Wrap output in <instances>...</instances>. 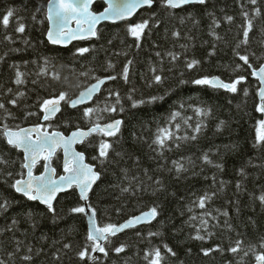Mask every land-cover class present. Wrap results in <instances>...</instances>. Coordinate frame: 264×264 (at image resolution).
Returning a JSON list of instances; mask_svg holds the SVG:
<instances>
[{
    "label": "trees",
    "instance_id": "obj_1",
    "mask_svg": "<svg viewBox=\"0 0 264 264\" xmlns=\"http://www.w3.org/2000/svg\"><path fill=\"white\" fill-rule=\"evenodd\" d=\"M48 1L0 0V20L7 11H13L7 28L0 22V103L12 113L11 118H6L4 110H0V129L4 123L13 129L17 125L43 124L45 129L68 134L77 128H89L97 122V117H101L100 124L122 119L123 125L116 137L94 134L78 147L101 173L89 205L96 211L99 226L118 225L153 206L158 207L159 215L151 225L111 237V242L104 244L109 253L107 257L91 253L86 215L70 211L84 206L77 190L73 188L58 198L55 213L16 193L10 185L21 178L20 173L26 176V169L21 168L23 153L11 148L0 133V204L8 201L7 210L0 209V260L5 264H148L145 253L159 248L164 256L163 264H255L251 251L244 256L243 251L231 253L228 249L239 239L245 251L254 247L257 252H264L259 246L264 238V206L257 199L264 192V147H253L257 120L263 119V114L256 111L260 84L251 75L252 69L235 55L236 52L248 55L253 68L264 65V0H257L256 5L249 0H208L204 6H186L174 11L161 7L160 0H155L154 7L142 10L133 20L104 24L96 39L75 43L69 48L56 47L47 41ZM241 5L253 17L254 27L247 45L240 43L244 24ZM104 8L105 4L100 2L94 11ZM257 8L259 16L254 15ZM227 16L234 18L231 23L225 19ZM213 19L219 27L213 25ZM144 20L149 24L137 47L127 26ZM18 24L25 25L23 33L15 31ZM173 32H179L180 37H174ZM6 36L11 40L5 39ZM80 47L89 51L80 55L77 52ZM170 52L178 58L173 60L168 55ZM192 59L200 63L189 70L186 62ZM129 60L132 64L126 83L118 74ZM110 63L115 65L114 69L108 68ZM13 65L25 73L23 85L14 83ZM237 65L241 66L239 70ZM152 68L163 76V83L153 82ZM109 75H117V79L109 81L92 104L71 109L62 101L61 113L43 122L40 103L44 99L56 98L61 92L73 99L95 82L93 77ZM241 75L245 81L238 85L236 93L191 83L205 76L231 82ZM180 80L189 83L181 85ZM109 91L120 94V104H116L114 95L109 96ZM19 92L25 95L19 97ZM129 95L137 101H147L151 96L164 99L132 108ZM10 99H17L15 107L8 103ZM108 105H114L117 112H97L91 120L83 116L87 107L102 109ZM121 105L122 113L119 112ZM195 108L210 109L211 114L198 116ZM173 111L180 112V116L170 121ZM188 117L191 120L185 124ZM198 122L202 129L196 140L170 141L171 150L166 148L163 156L159 155V149L153 144L158 128H169L176 136H191ZM176 124L180 125L178 132ZM101 139L113 144L109 159L103 164L99 159L93 160V156H98L97 145ZM117 152L121 155L117 156ZM204 154L213 164L222 165L223 170L205 164ZM174 160L182 163L187 171L177 174ZM43 164L44 161L36 165V175L44 171ZM53 166L58 175L64 174L61 152L53 159ZM241 169L244 175L240 174ZM157 179L161 185L155 183ZM125 187L129 188L128 192L121 191ZM205 192L215 195L202 210L192 202ZM189 207L193 208L192 212ZM204 211L211 212L216 219L204 217L213 235L201 232L205 240L199 241L192 237L200 227ZM225 211L227 217L221 215ZM193 215L197 216L196 220L191 219ZM13 219L17 224H12ZM150 232L158 235L150 236ZM65 244L70 247L65 248ZM120 245L125 246V251L117 254L114 248ZM164 245L176 255L169 254ZM86 246L95 260L79 259L78 252ZM217 246L223 251L203 255L202 249ZM9 253H13L11 259ZM24 255H30L32 260H22Z\"/></svg>",
    "mask_w": 264,
    "mask_h": 264
},
{
    "label": "snow or ice",
    "instance_id": "obj_2",
    "mask_svg": "<svg viewBox=\"0 0 264 264\" xmlns=\"http://www.w3.org/2000/svg\"><path fill=\"white\" fill-rule=\"evenodd\" d=\"M96 0H49L47 4V19L52 25V27L47 31V41L53 45H66L73 40H87L93 37H97V25L101 21H112L113 23L118 21H124L130 19L136 12L143 8H152L155 0H102V3L107 5L102 12L97 13L93 10L92 5ZM252 5L257 4V0H249ZM208 3V0H160L161 7L169 10L182 9L185 6H195L200 5L204 6ZM39 10V9H38ZM211 15V13H209ZM241 15L244 19L243 28V40L241 44L247 45L249 42V33L253 30V17L249 15L247 11L243 10V5H241ZM255 16L260 15V9H255ZM13 16V11L9 10L2 17L3 26L7 28L10 23V18ZM35 18V17H34ZM191 18V14H189ZM229 23L233 21L232 16H227L225 18ZM75 23L76 27H71V23ZM183 22V19L181 20ZM213 25L219 27V24L215 19L212 21ZM149 21L144 20L140 23L130 24L127 26L128 33L135 38L137 41V47H140L139 41L144 35L145 29L148 27ZM16 32L23 33L25 31V25L18 24L15 29ZM215 35V33H212ZM174 37L179 38V32H173ZM217 39H220L219 36H216ZM5 39L11 40V37L6 36ZM184 47V45H181ZM215 47V46H213ZM239 47V45H237ZM89 51L86 47H80L77 49V52L80 55H83ZM212 53H209L211 55ZM160 53H157L159 56ZM173 60H176L178 57L175 53H168ZM235 55L238 56L240 61H243L244 65H247L249 69H252L251 75L258 80L260 84L259 91L257 95L259 96V104L256 107L258 113L264 114V65L260 66L258 69L253 68V65L249 62L248 55H242L239 52H236ZM47 63V61H45ZM200 63L199 60L192 59L186 62V67L191 70L194 69ZM132 64V61L129 60L127 64L123 67L122 71L118 74L126 83L129 80V65ZM16 68L14 83L17 86L23 85L25 83L24 76L25 73L19 70V66L13 65ZM115 65L109 64V69H114ZM241 66L237 65V70ZM153 73V82L155 84L163 83V76L156 73V69H151ZM162 71V70H161ZM86 75V74H85ZM55 78V77H54ZM95 83L91 84L86 90L80 92L79 96L76 99H70L67 97V94L61 92L58 97L44 99L40 103V111L43 113V120L50 121L52 120L57 113L61 111V102L67 103L70 107L76 108L78 105L85 104L86 102L92 100V98L101 91V88L107 81H114L117 79V75H109L106 78L93 77ZM245 81L244 76H238L236 79L231 82H224L217 76L212 77H201L191 81L192 84L200 86H209L213 89H223L229 93H236L238 91V85ZM35 83V81H34ZM189 83L186 80H180V84ZM151 86V85H149ZM12 89H8V92H11ZM24 92H19L18 96L23 97ZM115 96L116 104H120L121 98L118 92L109 91V96ZM244 95H248V90H244ZM128 100L131 101L132 108H137L144 104H152L159 100H163L164 97L160 96H151L147 101L141 99L139 101L134 100L131 95H129ZM9 104L14 107L17 105V99H10ZM181 108L184 107L183 104L180 105ZM0 110H4L6 113V118H11L12 113L6 109L4 103H0ZM194 111L198 116H206L211 114V110H205L202 108H195ZM97 112H117V108L114 105H108L102 109L98 107H87L83 110V116L86 119L91 120L93 115ZM119 112H124V108L121 105ZM29 115H34V113H29ZM180 116V112L173 111L170 114V121H175L177 117ZM101 117H97V122L90 126L86 131L80 128L71 132L70 135L65 136L59 131H53L49 133L44 129L43 125H37L32 128H22L19 125L15 129L9 127L7 123L3 124L0 133H2L3 138L6 143L13 149L23 153V163L21 164L22 169H26V178L24 173H20V179H16L10 186L15 190L16 193L25 197L28 201H38L40 204L46 206L47 210L51 213H55L53 202L56 200L57 195L62 192L69 191L71 189H76L78 191L79 199L84 201L87 204L89 200V193L93 189V185L100 180L101 173L95 170L94 165L85 163V154L83 152L76 151L73 148L75 144H82L93 134L102 136V137H116L120 131L123 124V120L114 119L110 123L101 125L98 121ZM188 120H191V117H188L184 120V123L187 124ZM223 123V122H221ZM176 131L180 130V125L176 124ZM202 129V124L197 123L193 128L195 134L188 136H176L169 128H158V133L153 140V144L159 149V155L163 156V150L168 149V143L170 141L178 140H196L197 134L200 133ZM219 130V129H218ZM255 143L253 147H264V119L257 120L255 128ZM176 147H179V144H176ZM62 149L63 151V175H60L59 178L56 177V168L52 167V160L56 156L57 150ZM113 150V144L108 140L101 139L97 145L98 156H93V160L99 159L100 163L103 164L109 159L110 151ZM117 156L121 153L117 152ZM44 161L43 168L44 172L37 176L34 175V168L41 161ZM202 160L205 164L212 165L217 169L223 170V166L220 164H213V161L209 158L207 154H204ZM175 171L177 174L187 171L182 163L177 161H172ZM126 174V173H125ZM147 174V172H145ZM240 174L244 175V170H240ZM11 176V173H8ZM178 178V177H177ZM151 179V177H150ZM215 180V176L212 178ZM157 185H161L162 182L157 179L155 181ZM221 181V185H223ZM237 190L241 188L240 183L236 184ZM122 192H128L129 188L125 187L121 189ZM212 195H215L213 193ZM212 195L205 192L203 195L197 197L192 203L194 206L199 209H206V205L211 201ZM257 199L260 204L264 206V192H262ZM8 201L5 200L4 203L0 204V209L7 210ZM90 215L88 216V232L87 240L91 242L90 251L91 253H102L105 257L108 256V250H106L104 244L110 243L111 237H115L118 233L123 232L125 229L133 228L138 224L150 223L155 220L159 215L158 207L153 206L148 211L142 212L140 215L132 217L125 221L122 224H105L103 226H98L96 222V211L91 208V205H87ZM189 212L193 211L192 207H189ZM72 213L76 214H86L85 206H76L70 209ZM219 211V210H217ZM31 215V213H29ZM221 215L227 217L228 213L221 212ZM204 217H216L212 216L211 212L204 211L200 218V227L196 228V235L192 237L195 240L204 241L205 236L201 232H208V235L211 236L213 233L208 231L207 225L208 220ZM192 220H196L197 216L193 215ZM227 223V222H226ZM12 224H17V221L13 219ZM11 230V229H9ZM150 236L158 235V233H149ZM243 241L236 240L234 246H231L228 251L231 253H240L243 251L244 256L249 254V251L252 252L255 258V264H264V252H257L254 247H250L249 250L245 251L242 248ZM19 245V241H17ZM260 248L264 249V238L260 243ZM65 248L70 247V245L65 244ZM166 251L175 256L176 253L164 245ZM16 251L19 252L20 248L17 247ZM31 252V248L28 249ZM115 253L120 254L125 251V246L120 245L119 247L114 248ZM203 255L208 256L212 251H223L219 246L214 249H202ZM9 259H11L13 253H9ZM79 259L84 261L86 259H93L95 257L90 256L89 247H85L83 250L78 252ZM144 258L148 261V264H163L164 256L161 253L159 248H154L150 252H146ZM24 261H31L32 257L30 255H24L21 257ZM59 259V257H57ZM0 264H5L4 260H0Z\"/></svg>",
    "mask_w": 264,
    "mask_h": 264
},
{
    "label": "water",
    "instance_id": "obj_3",
    "mask_svg": "<svg viewBox=\"0 0 264 264\" xmlns=\"http://www.w3.org/2000/svg\"><path fill=\"white\" fill-rule=\"evenodd\" d=\"M49 2V1H48ZM102 3V0H96V2L92 5V8H93V10H94V6L97 4V3ZM107 5H105V7H106ZM155 6V3H154V5H153V7ZM186 7V6H185ZM144 9H148L147 7H143V8H141V9H139L137 12H136V14L135 15H133L130 19H128V20H124V21H131V20H133L142 10H144ZM103 11V10H102ZM102 11H100V12H102ZM97 13H99V12H97ZM48 20V19H47ZM121 22H123V21H118V22H115V23H113L112 21H108V20H106V21H101L98 25H97V32L99 31V29L104 25V24H118V23H121ZM48 23H49V29L52 27V25L50 24V22L48 21ZM71 27H76V25H75V23L73 22V23H71V25H70ZM48 29V30H49ZM98 36V35H97ZM97 37H93V38H90V39H87V40H93V39H96ZM87 40H73V41H71L70 43H68V44H66V45H53V44H51V45H53V46H56V47H60V48H69V47H71L73 44H75V43H79V42H83V41H87ZM222 80V79H221ZM96 82V81H95ZM95 82H93V83H95ZM109 81H107L106 83H105V85H103L102 86V88H101V91L99 92V93H97L93 98H92V100H90V101H88V102H86L85 104H81V105H78L76 108H72V107H70L71 109H78V108H82V107H86V106H88V105H90V104H92L93 102H94V100L102 93V91H103V89L105 88V86L107 85V83H108ZM92 83V84H93ZM91 85V84H90ZM89 85V86H90ZM88 86V87H89ZM84 90H86V88L84 89ZM84 90H82V91H84ZM81 91V92H82ZM80 94V93H79ZM79 94L75 97V98H73V99H76L78 96H79ZM61 111H62V102H61ZM61 111L59 112V113H57L56 114V116L53 118V119H55L60 113H61ZM263 119H264V114H263ZM122 120V119H121ZM43 122H45L44 120H43ZM108 123H110V122H108ZM105 124H107V123H105ZM41 125H43V124H41ZM101 125H104V124H101ZM123 125V124H122ZM32 127H35V126H27V127H22V128H32ZM43 127H44V125H43ZM121 128H122V126H121ZM44 129H45V127H44ZM80 129H82V128H80ZM88 129V128H87ZM87 129H82V130H87ZM45 130H47L49 133H51V132H53V131H57V130H53V131H51V130H49V129H45ZM75 130H77V129H75ZM75 130H73V131H75ZM73 131H71V132H73ZM59 132H61V131H59ZM71 132L70 133H68V134H65V133H63V132H61V133H63L65 136H68V135H70L71 134ZM94 135V134H93ZM91 137V136H90ZM89 137V138H90ZM88 138V139H89ZM87 141V140H86ZM85 141V142H86ZM84 142V143H85ZM84 143H82V144H75V145H73V148L76 150V151H79V152H81L79 149H78V147L80 146V145H83ZM59 152H61L62 153V163H63V151H62V149H59V150H57V153H56V156H57V154L59 153ZM22 153V152H21ZM85 154V153H84ZM55 156V157H56ZM54 157V158H55ZM53 158V159H54ZM41 162H43V160H41L39 163H41ZM38 163V164H39ZM85 163H89L88 161H87V156H86V154H85ZM37 164V165H38ZM89 164H91V163H89ZM52 167H54L53 166V160H52ZM95 167V166H94ZM55 168V167H54ZM34 170H35V168H34ZM33 170V171H34ZM95 170H96V167H95ZM27 171V170H26ZM97 171V170H96ZM44 172V171H43ZM42 172V173H43ZM41 173V174H42ZM41 174H39V175H41ZM34 175H36L35 173H34ZM39 175H37V176H39ZM63 175V174H62ZM59 176L60 175H58V172H57V170H56V177L55 178H59ZM24 178H26V176L24 177ZM101 178V177H100ZM99 181L100 180H98L97 181V183L95 184V185H93V189H92V191L94 190V188L97 186V184L99 183ZM72 190V189H71ZM71 190H69V191H66V192H62V193H59L58 195H57V198H56V200L53 202V205L55 206V204H56V202H57V200H58V198L61 196V195H63V194H66V193H69ZM92 191L89 193V198H90V195H91V193H92ZM78 192V191H77ZM38 202V201H37ZM84 202V201H83ZM42 205V204H41ZM87 205H89V200L87 201V204L84 202V206L86 207V212H87V215H86V219H87V222H88V216L90 215V211H88V208H87ZM44 206V205H43ZM46 207V206H45ZM148 211V210H147ZM144 212V211H143ZM142 213V212H141ZM141 213H139L138 215H140ZM138 215H135V216H138ZM135 216H133V217H135ZM132 218V217H131ZM157 218H158V216H157ZM157 218L155 219V220H153V221H151L150 223H142V224H138V225H136L135 227H133V228H129V229H125L123 232H120V233H118L116 236H119V235H121V234H123V233H125V232H127V231H129V230H131V229H135V228H139V227H142V226H147V225H151V224H153L156 220H157ZM130 219V218H129ZM128 220V219H127ZM126 220V221H127ZM96 222H97V224H98V220H97V216H96ZM125 222V221H124ZM123 222V223H124ZM120 224H122V223H120ZM119 225V224H118ZM98 226H99V224H98ZM88 227H89V223H88ZM102 244H105V242H101ZM96 254H98V253H96Z\"/></svg>",
    "mask_w": 264,
    "mask_h": 264
}]
</instances>
